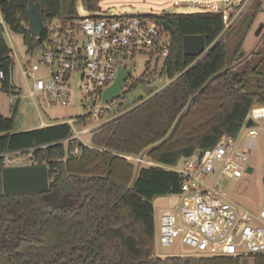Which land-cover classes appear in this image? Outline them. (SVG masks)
I'll return each mask as SVG.
<instances>
[{
    "label": "trees",
    "instance_id": "obj_1",
    "mask_svg": "<svg viewBox=\"0 0 264 264\" xmlns=\"http://www.w3.org/2000/svg\"><path fill=\"white\" fill-rule=\"evenodd\" d=\"M139 1L154 10L172 3L0 0V12L7 30L20 34L30 52L44 37L37 40L27 30L32 3L39 5L46 24L77 14L78 2L96 13L99 6H135ZM263 4L252 0L228 29L213 12L158 16L170 38L161 72L170 83L90 132L89 146L79 143L78 154L67 124L16 132L18 99L11 117L0 115V264H241L238 257H155L152 202L179 193L181 178L166 167L212 148L223 135L237 139L249 109L264 105V38L249 54L243 51ZM4 33L0 25V67L4 92H10L12 50ZM193 35H201L207 49L200 57L183 53L182 38ZM27 153L31 165L46 166L47 191L4 193L5 156ZM125 156L153 165H134ZM250 258L264 264V254Z\"/></svg>",
    "mask_w": 264,
    "mask_h": 264
},
{
    "label": "built area",
    "instance_id": "obj_2",
    "mask_svg": "<svg viewBox=\"0 0 264 264\" xmlns=\"http://www.w3.org/2000/svg\"><path fill=\"white\" fill-rule=\"evenodd\" d=\"M251 1L172 0L166 8L146 9L151 12L138 15H111L99 6L96 13L86 10L85 15H80L77 11L68 19L43 23L44 31L36 37L39 40L44 36L43 39L33 51L27 52L30 56L38 52L37 60L25 64L18 61L28 97L32 101H43L49 108L56 104L70 107L74 96L72 83L76 81L84 95L82 106L86 113L66 121L49 124L42 121L37 127L67 124L71 128L73 153L78 154L83 136L122 114L119 98L123 91L113 101L103 103L101 99L105 88L114 82L118 67L127 68L124 62H131L140 53L147 54L155 62L161 58L164 61L168 56L170 38L158 22V16L177 5L194 6L198 7L197 12L220 14L225 29H228ZM0 25L8 31L1 12ZM9 56L12 62L17 53L11 51ZM161 72L162 69L155 75L158 77ZM129 78L126 77L124 87L133 84ZM4 80L5 74L0 67V93L4 92ZM249 119L255 125L245 129L241 149L235 145L236 139L223 135L212 148L181 161L176 167H166L176 172L181 181L179 193L166 196V207L158 208L154 217L157 225L155 241L159 246L168 247L182 241L189 251L181 256L193 257L242 259L264 254V207L247 210L227 200L216 182H206L208 176L216 173L228 179L250 174L246 163L257 139L264 135V105L254 104L244 125ZM88 122L93 124L87 125ZM125 157L153 165L141 158ZM155 257L164 258L161 255Z\"/></svg>",
    "mask_w": 264,
    "mask_h": 264
},
{
    "label": "rangeland",
    "instance_id": "obj_3",
    "mask_svg": "<svg viewBox=\"0 0 264 264\" xmlns=\"http://www.w3.org/2000/svg\"><path fill=\"white\" fill-rule=\"evenodd\" d=\"M264 6V4H263ZM76 10L80 15L87 13L83 9L82 5L78 2L76 3ZM100 10V9H99ZM108 14L120 15V14H131L138 15L141 12L149 13L150 10H146L139 4L135 6L124 5L118 7H108L105 8ZM198 7L191 6H180L171 7L169 12L172 13H193L197 12ZM254 25L247 34L244 40L243 51L245 55L249 54L254 48L261 44V39L264 38V28L262 31L255 35V31L259 24H264V8L259 11L256 15ZM4 38L8 48L17 53V58L12 60V69L10 75V92L0 93V115L4 117H11L13 109L16 105V100H19V104L16 111V127L15 131H22L27 129H33L43 121L45 123L66 121L70 118L84 115L86 113V108H84L83 102L84 95L77 88L76 81L72 83V89L74 91V96L72 98L73 104L70 107H63L60 104H56L51 108L47 107L43 101L34 100L28 97V89L20 73V66H18V61L21 64L30 63L33 60H37V53L30 56L27 53V48L23 44V39L20 34L12 33L11 31H5ZM168 40L167 37H165ZM127 67L132 66L133 69L130 72V80L134 83L131 87H124L123 93L119 98L121 105L123 106L120 113L133 107V105L142 99H148L151 95L159 92V90L165 85L169 84V80L163 75L158 77L155 75L158 73L163 66V59H159L155 62L153 58H150L147 54L140 53L133 57L131 62H124ZM154 78V79H153ZM19 94L20 97L18 96ZM135 102V103H134ZM93 123L88 122L87 125H92ZM262 125V124H259ZM245 125L242 127L241 133L235 140V145L241 149L244 142V132ZM90 135L83 136V143L87 146L90 144ZM31 155H14L7 154L5 156V167L6 166H18V165H31ZM247 165L254 167V171L251 174L244 173L242 177L237 179H228L223 176H219L217 173L213 176L210 175L206 178V182L209 184H214L216 182L219 186V190L223 192L225 198L233 203H237L241 207L247 210H255L260 207H264V187L262 185V176L264 172V135H260L255 143L254 150L250 153L247 159ZM134 165L135 162H134ZM136 167V166H135ZM167 199L165 197L157 198L152 202L154 207V217H156V212L158 208L166 207ZM157 225L155 223V229ZM189 248L182 242L177 241L171 246H159L155 243L153 254L155 256L161 255L162 257H179L185 253H188ZM241 264H253V259L250 257L242 258Z\"/></svg>",
    "mask_w": 264,
    "mask_h": 264
},
{
    "label": "water",
    "instance_id": "obj_4",
    "mask_svg": "<svg viewBox=\"0 0 264 264\" xmlns=\"http://www.w3.org/2000/svg\"><path fill=\"white\" fill-rule=\"evenodd\" d=\"M28 32L35 37L42 35L43 20L42 13L39 11V5L32 3L28 7ZM264 24H259L255 35H258ZM182 49L183 53L189 57H200L207 51L203 37L201 35L184 36L182 38ZM133 67L127 68L123 66L118 67V71L114 82L105 88L102 93L101 99L103 103L113 101L117 99L122 91L125 84V79L129 76ZM255 123L249 119L245 125L246 128L254 126ZM253 167L248 166L247 171L251 174ZM2 191L7 194H18L25 192H36V191H47L48 188V172L45 165H18V166H6L2 169Z\"/></svg>",
    "mask_w": 264,
    "mask_h": 264
},
{
    "label": "crops",
    "instance_id": "obj_5",
    "mask_svg": "<svg viewBox=\"0 0 264 264\" xmlns=\"http://www.w3.org/2000/svg\"><path fill=\"white\" fill-rule=\"evenodd\" d=\"M139 4H141L140 1L137 3V5L139 6ZM141 6H142V5H141ZM142 7H143V6H142ZM143 8H144V7H143ZM48 124H49V123H48ZM162 208H163V207H162Z\"/></svg>",
    "mask_w": 264,
    "mask_h": 264
}]
</instances>
